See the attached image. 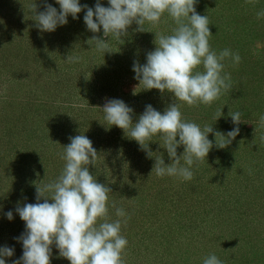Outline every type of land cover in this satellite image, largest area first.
Instances as JSON below:
<instances>
[{"label": "rangeland", "instance_id": "obj_1", "mask_svg": "<svg viewBox=\"0 0 264 264\" xmlns=\"http://www.w3.org/2000/svg\"><path fill=\"white\" fill-rule=\"evenodd\" d=\"M95 2L96 0H80L82 5L92 7ZM47 3L53 7L59 6L55 0H47ZM101 3L105 6L107 0H101ZM195 7L198 14L208 17V27L212 34L209 40L211 48L216 52L231 49L241 57L238 64L228 62L225 65L224 71L231 77V86L222 92L219 99L212 102L218 106L213 107L211 103L201 104L202 107L198 108L184 102L180 104L182 117L189 119H186L187 122L197 123L202 130L208 125L212 127L213 132L208 137L217 132L226 135L234 127L229 115L240 113L237 125L239 135L230 143L232 146H226L228 154L223 156L225 162L237 164L236 171L232 174L236 183L234 186L232 183L225 185V181L217 190L212 186L206 189L204 187L208 172L204 170L202 162L207 157L193 165L192 171L195 172L189 181L173 176H166L169 178L165 181L156 176L155 158L162 155L165 164L171 162L163 149L161 137L154 136L149 142L150 156L132 139H129L132 141L130 145L123 139L113 141L110 132L114 126L104 120V113L100 109L107 99H121L134 110L132 120L135 123L145 105L151 104L149 101L145 104L137 103L139 92L133 94V90L140 91L142 85H138L139 82L133 79L131 68L134 60L140 64L145 63L146 54L154 50L159 35L172 34L176 24L167 13L162 15L158 24L146 22L143 25L144 31H134L138 33L135 41L128 40L124 45L125 50L117 55L122 63L118 67L121 73L117 76L112 73L102 76V59H107L106 53L104 57L95 49L92 41L85 43L75 39L80 35L78 32L75 33L77 35L67 37L60 34L53 36L54 32L38 30L35 20L36 14L44 10L42 0H0V42L9 43V51H4L7 53L5 59L8 63L5 62L4 68L0 69V206L3 207V211H0V245L15 247L14 256L6 258L7 264L22 255L21 243L13 238L25 231V225L14 209L24 203L37 202L36 187L39 189L43 184L59 177L65 164L61 158L63 147L70 143V137L80 134L91 139L97 150L94 166L89 165L90 174L112 190L108 194L109 216H115V208L111 206L113 204L127 213L126 223L121 228V235L128 241L122 253L124 264H203L209 255L208 251L218 248L219 244L202 237L206 231L205 226L201 233L185 234L186 221L195 212L203 210V197L208 204L206 208H212L210 216L215 215L213 213L216 208L221 212V219L228 217L232 222L250 225L247 230L243 228L245 235L256 230L254 235L259 237H254V240L264 238V230L258 229L264 226V124L260 122L261 115H264V17L257 18V13L264 10V0H198ZM132 25V28L137 26L135 23ZM146 25L150 27H145ZM30 48L35 49L34 51H46L49 48L53 52L49 63L62 66L61 76L49 69L38 75L32 69L38 65H31L37 59L32 57H37L39 53L32 52V57L26 63H21L16 58L18 52L30 54ZM10 51H14L13 55L9 54ZM77 55L81 57L79 63H69L66 60L67 56ZM110 55L109 53L107 56ZM25 65L23 73L24 69H20ZM202 70V66H198L195 71ZM19 71L21 74H18ZM43 73H46L45 79L41 77ZM74 85L79 89L74 88ZM101 85L107 87L103 92L99 91ZM116 88L121 95L113 97L111 92ZM67 101L76 104L80 125L63 114L66 120L51 121L50 126L44 128L46 132L42 134L43 143L40 141L33 145L28 142L23 146H14L12 137L20 136L19 130L33 131L38 124L37 118L31 119L29 111L34 109V112H43L54 105L61 107L58 110L60 112L67 108ZM156 105L152 106L161 112L168 106L167 103ZM85 107H94L96 110L86 111ZM221 108L222 116L216 120ZM222 120L228 124L223 126ZM48 131H54L53 137ZM216 138L219 146L222 138L219 135ZM54 141H57L56 145H50ZM46 146L49 147L46 149ZM27 149L34 150L36 155L27 157ZM183 150L182 145L177 150V155H181ZM105 157L107 159L104 162ZM181 163L183 164V158ZM131 178H135V184L128 185L126 192H121L124 179ZM199 179V185L203 187L195 185ZM238 190H242V198L239 206L233 205L235 208H232L223 197L230 194L229 199ZM40 202H43V198ZM179 205L177 212L181 214L173 216L175 213L172 211H176L175 207ZM8 210H13L12 221L4 218V213ZM190 220L193 222L196 217ZM233 225L237 227L238 224ZM243 230L240 232L243 233ZM242 236L244 235L237 237V234H232L231 245L234 250L239 246ZM135 240L136 243H132ZM256 247L262 252H259L260 255L264 256V243H259ZM51 264H69V261L60 257L53 247Z\"/></svg>", "mask_w": 264, "mask_h": 264}, {"label": "clouds", "instance_id": "obj_2", "mask_svg": "<svg viewBox=\"0 0 264 264\" xmlns=\"http://www.w3.org/2000/svg\"><path fill=\"white\" fill-rule=\"evenodd\" d=\"M56 7L42 0L44 10L36 14V27L42 32H54L68 23V17L78 19L77 14L84 11L83 23L92 33L102 30L103 37L111 36L116 41H123L128 28L135 23L137 31H144L143 25H156L162 15L167 13L176 24L170 35H159L154 50L146 54L145 63L134 60L133 79L141 90H158L161 94H172L174 102L163 112L151 104L145 105L144 111L133 123L134 110L123 100L107 99L100 108L104 120L127 132V137L134 140L149 155V142L159 135L163 140L168 164L161 156L155 158L156 176H173L184 181L193 178L192 167L205 159L212 148L208 134L211 126L201 129L194 122H187L182 117L180 102L189 106L211 104L219 99L224 90L231 86V77L224 71L228 62L238 64L240 55L231 49L216 52L210 46L212 36L206 15H200L195 5L198 0H107L103 6L96 0L93 7L81 4L80 0H55ZM264 17V10L257 13V18ZM95 49L102 53H111L107 39L92 36ZM124 42V41H123ZM80 56H67L69 63H79ZM202 66V71H195ZM140 92V91H139ZM133 90V94H136ZM222 116V108L217 118ZM234 127L219 135V148L229 145L239 135L240 113L231 115ZM260 122L264 124V115ZM110 128V127H109ZM178 137V139H177ZM70 143L64 146L62 159L65 161L59 177L36 187L35 203H24L14 211L24 222L25 231L13 239L22 245V255L11 264H51L53 247L60 257L69 264H124L122 253L127 246V239L121 235L122 224L126 223L127 213L123 208H115V216L109 219V196L111 188L99 183L90 174L89 165L95 164L97 150L91 139L80 134L70 137ZM216 142V140H215ZM183 145V153L177 155V148ZM183 158V164L181 163ZM153 171V168L152 170ZM49 193L50 195H44ZM43 198V202H40ZM51 201V202H49ZM0 211L3 207L0 206ZM8 221L14 219L13 210L4 213ZM15 254L14 245H0V264H7L6 258ZM203 264H222L214 254L209 255Z\"/></svg>", "mask_w": 264, "mask_h": 264}, {"label": "trees", "instance_id": "obj_3", "mask_svg": "<svg viewBox=\"0 0 264 264\" xmlns=\"http://www.w3.org/2000/svg\"><path fill=\"white\" fill-rule=\"evenodd\" d=\"M105 6L107 7L108 4H106ZM89 7H92V5ZM56 8L58 9L59 6H57ZM41 11H43V9ZM77 16H78V19H76V20H73L71 18V16H69L68 17V23L66 25L58 27L56 29V31H54V33L53 32H51V33H53V36H57L60 34L62 36L67 35V37H69V36L77 35L75 33L78 32L80 35H79V37H75V39L78 38L85 43L88 39H90L94 35L97 37L103 38V39H107L108 43H109V51L111 52L110 53L111 55H110V57H108L107 55L109 53L108 54L106 53L107 59L101 58L103 60L102 68L104 70H102V72H100V73L102 74V76L105 74H109V73L110 74L112 73V74H114V76H117L119 73H121L120 72L121 70L118 69V67L122 66V63H120L117 55L121 54L122 50H125L124 45L127 44L128 40H131L132 42L135 41V38L138 35V33H135L134 31H136L137 26L136 27L134 26V28H132L133 25H131L127 30L128 34L126 36L122 37V40L124 42L123 41L118 42L115 39H113L111 36H109L108 38L103 37L102 30L98 33H92L89 30H87L85 24L83 23V16H84L83 10L80 13H78ZM147 26L148 25H146L145 27H147ZM174 26H175V24H174ZM148 27H150V26H148ZM88 42H90V41H88ZM8 44H6L5 42H0V65H1L0 69L4 68L5 62L8 63L7 59H5L6 54H7V53H5L6 52L5 50H7V52L9 51V49H8L9 45ZM48 49L46 51H42V50L34 51L35 49L30 48L29 49L30 54H26V55L22 54V52H20V54H19V52L17 51L18 53H16L17 54L16 58L21 63H26L28 61V59H30L32 57V52L33 53H39V55L37 57H32V58H37V59L39 58L38 60L36 59V62L34 61L35 63L31 64V65H35L38 63V65L32 69H34L36 72H38V75L40 74L41 71H45V70L49 69L52 72L56 73L58 76H61L62 70H63L62 66H59V65L53 66L52 64L49 63L50 62V55L53 52L48 50ZM13 53H14V51L9 52L10 55H13ZM104 57H105V54H104ZM98 61L101 63V60H98ZM27 66H29V68H30V65H27ZM22 69H24L23 73H25L26 65L24 68H21L20 70H22ZM32 69H30V70H32ZM65 73L70 75L68 72H65ZM18 74H21L20 71L18 72ZM41 77H43L45 79L46 73H43ZM116 80H117V78H116ZM113 84H115V87H116V83L114 82ZM90 85H91V82H90ZM109 86H108V88H109ZM74 88L79 89L78 87H75V85H74ZM100 88H101V90H99V91H101V92H103V90L107 89V87H105V85H101ZM93 89L95 90L96 88L93 86ZM141 89H142V86H141ZM141 89H140V92L136 91V92H139V95L137 97L138 98L137 103L145 104L147 101H149L153 106H155L158 103H161V104L167 103L169 105L170 103L174 102V98L172 97V94H170V93L165 92V93L161 94L160 92H158V90H155V89H152V90H141ZM118 92L119 91L117 88H116V90H112V92H111L112 96L113 97L114 96H116V97L120 96L121 94ZM178 103L181 104L182 102L178 101ZM66 105H67L68 109L67 108H65V110L62 109L60 112H58V110L61 107L58 108L54 105H51L50 109L47 111L43 110V112L42 111L34 112V111H32L34 109L29 111V113L32 114L31 119L37 118L38 124L37 125L35 124L36 127L33 131L19 130L20 136L12 137L15 141L14 146H18V145L23 146L22 144H27L28 142H30L33 145L37 144L40 141L43 143L44 141H42V140H44V138H42V134L45 131L44 128L50 126L49 123L51 121L61 120V119L66 120L64 115H66L68 118H70L71 121H74L80 125V123L78 121V115L79 114H77L78 110L76 109V106H75L76 104H74L73 102L67 101ZM69 105H71V106H69ZM212 106L216 107V106H218V104L214 105V103H212ZM196 107L201 108L202 106H201V104H197ZM69 109H72V110L70 111ZM85 109H86V111H88V110L95 111L96 110V108H94V107H85ZM183 119L185 121L189 120L188 117H184ZM222 121L224 124L223 126L228 124V123H226V121H224V120H222ZM29 125H33V124L29 123ZM65 125H68V124H65ZM74 126H75V128L77 127L76 125H74ZM36 129L39 131L37 132ZM11 133H12V135H14L13 131ZM48 133L51 134V137H53L54 131H52V132L48 131ZM110 133L112 135L113 141H117V140L120 141L123 139V140H126L125 142H127L128 145H130V142H132L131 140L129 141L130 138L127 137L126 132H125V135H122V133H124L123 130L116 127V126L112 127V131ZM214 134H213V136L208 137L209 140H211L213 142L212 148L207 155V160H204L202 162V165L205 166L204 170H206L208 172V174L205 177L206 178V182L204 183L205 189L208 186H212L217 190L218 187L220 185H223V183L225 181H226L225 185L228 183H232L234 186V184L236 182H235V176L234 175L232 176V174L235 173L237 164L232 163L230 161L225 162L223 160V156L225 154L227 156L228 152L226 151V147L219 149V147L216 145L217 142H215V140H217L218 138H216ZM114 135H115V137H114ZM177 139H178V137H177ZM56 142L57 141H54L53 142L54 144L50 143V145H56ZM230 145L232 146L233 144H230ZM14 146H12V147H14ZM49 146H46L45 148L47 149ZM181 147H182V145L179 146L177 148V150H179ZM27 150H25L27 152V154H26L27 157L36 155V152H34V150H31V149H29L28 151ZM219 150H221V151H219ZM15 154H18V153L16 152ZM105 159H107V158L106 157L104 158V162L106 161ZM91 168L93 170H95L93 166H91ZM212 169H214L213 173L211 172ZM193 172H195V171H193ZM209 172H210V174H209ZM208 175H209V178L207 177ZM159 178H164V180L166 181V180H168L169 177L164 176V177H159ZM134 182H136L135 178L133 180H132V178L131 179H124V182H122L123 184H121V186L122 185L124 186V187H122L121 192H126L128 185L135 184ZM200 183H201V181L199 179L198 182H195V185L197 187L198 186L203 187L202 185H199ZM110 186H113V185H110ZM134 189H132V190H134ZM235 189H237V187ZM215 194L218 195L217 192ZM153 195H154V193H153ZM228 195H230V194H227L226 196H224L223 199L228 204L230 203V206L232 208L239 206V203H240L241 198H242V190L241 191L238 190V192L235 195H232L229 199H228ZM236 197H237V199H236ZM204 198L205 197H203V199L201 201V204H202L201 208H203V210L195 212L194 214H192L190 216V219H193L194 217H196V220L191 222V220L188 219L186 221V226H187L186 230L187 231L185 232V234L196 235V234H198V232L201 233L200 231H202L203 228L206 227V231L203 233L202 237H204L205 239H210L212 241H215L217 244H219L218 248H216L214 250L210 249L208 251L209 255H211V254L216 255L218 257V259L222 262V264H264V256L260 255L259 252H261V251L258 250V248L256 247V246H258L259 243L260 244L264 243V238L263 237L260 239L256 238L254 240V237H259V236L254 235V232L256 230L255 231L252 230L250 233L248 232L247 235H245L243 228L245 230H247L248 227H250V225H246L243 222L242 223L232 222L231 218H228V217H225V219H221V216H220L221 212L216 208L214 209V213H213L216 216L215 215L210 216L212 208H206V207H208V204L204 201L205 200ZM214 200H217V199L215 198ZM186 202H187V200H186ZM220 207H222L225 210V208L223 206H220ZM179 209H180V205L178 207H175L176 211H172L175 213L173 216H175L177 214H181L180 212H177V210H179ZM227 212L230 213L229 211H227ZM109 219L115 220V219H117V217L113 216L111 214V216H109ZM233 223L238 224L237 227L235 225H233ZM259 224H261V223H259ZM203 226H205V227H203ZM258 229L264 230V226H261V228H258ZM242 230H243V233L240 232ZM233 233L237 234V237L239 235H242V234L244 235L241 237V242L238 243L239 246L235 250L233 248V245H231V244H233V241H232L233 240V237H232ZM231 238H232V240H231ZM261 240H263V241H261ZM132 243H136V240ZM192 264H195V263H192Z\"/></svg>", "mask_w": 264, "mask_h": 264}]
</instances>
